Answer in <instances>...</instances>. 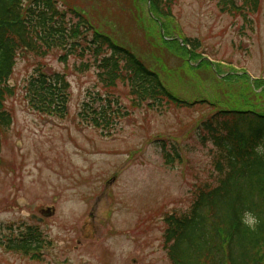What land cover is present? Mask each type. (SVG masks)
Returning <instances> with one entry per match:
<instances>
[{
    "label": "rangeland",
    "instance_id": "374dc122",
    "mask_svg": "<svg viewBox=\"0 0 264 264\" xmlns=\"http://www.w3.org/2000/svg\"><path fill=\"white\" fill-rule=\"evenodd\" d=\"M60 2L130 48L178 96L224 108L264 106V0L250 20L222 12L216 0H175L171 21L147 0ZM184 39L201 47L191 51ZM59 56L19 57L11 78L16 94L5 107L12 126L0 154V264H170L163 219L187 211L197 190L216 184L217 149L199 130L212 109L135 110L104 136L78 118L88 93H105L95 69L79 72L80 61L65 66ZM39 63L70 82L64 120L27 105L25 82ZM115 93L130 106L126 85ZM47 209L54 212L43 223L31 219ZM24 224L49 243L40 260L6 248Z\"/></svg>",
    "mask_w": 264,
    "mask_h": 264
},
{
    "label": "trees",
    "instance_id": "16d2710c",
    "mask_svg": "<svg viewBox=\"0 0 264 264\" xmlns=\"http://www.w3.org/2000/svg\"><path fill=\"white\" fill-rule=\"evenodd\" d=\"M216 1L222 12L247 20L263 8V0ZM147 2L159 17L174 20L175 0ZM186 42L191 51L201 47L197 40ZM55 53L65 66L72 58L80 61L75 67L79 72L95 69L105 93H88L78 118L104 136L135 110L163 112L171 106L199 105L212 109L199 130L202 141L217 149L216 184L197 190L186 212L166 217L164 240L170 264H264V106L224 108L219 101L182 98L130 48L99 32L72 5L62 6L59 0H0V154L3 135L12 125L5 105L16 94L9 82L18 58L30 54L45 59ZM121 83L129 88V107L115 93ZM70 95L67 76L41 63L25 82L27 105L42 116L64 120ZM257 100L262 102V96ZM249 218L256 220L253 227L243 222ZM18 229L6 248L40 260L41 250L49 244L41 230L25 224Z\"/></svg>",
    "mask_w": 264,
    "mask_h": 264
},
{
    "label": "clouds",
    "instance_id": "9594fccd",
    "mask_svg": "<svg viewBox=\"0 0 264 264\" xmlns=\"http://www.w3.org/2000/svg\"><path fill=\"white\" fill-rule=\"evenodd\" d=\"M247 226L253 227L256 223V220L254 218L245 219L243 221Z\"/></svg>",
    "mask_w": 264,
    "mask_h": 264
}]
</instances>
